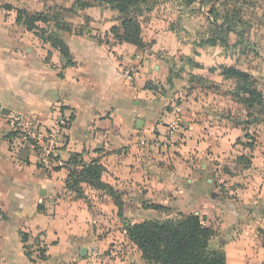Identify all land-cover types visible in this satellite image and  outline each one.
<instances>
[{"label": "crops", "instance_id": "obj_1", "mask_svg": "<svg viewBox=\"0 0 264 264\" xmlns=\"http://www.w3.org/2000/svg\"><path fill=\"white\" fill-rule=\"evenodd\" d=\"M94 24L108 44L87 34L55 31L68 46L73 65H65L56 49L25 28L15 38H1V107L31 115L43 127H51L58 115L68 119L58 158L62 164L76 153L85 162L98 158L104 168L101 180L122 196L126 191L133 196L131 222L144 220H136L143 209L135 207L144 198L172 208L171 214L194 213L216 232L213 244L224 251L225 264H264V140L243 143L246 128L264 125V119L249 123L246 115H208L207 109L179 117L165 108L167 102L156 99L151 85L152 74L166 70L163 51L174 55L180 48L187 54L168 24L158 22L145 34L141 22L147 44L142 50L111 36L109 29L119 26L118 20ZM2 136L0 264H80L85 260L81 247L87 255L93 242L110 240L108 233L94 241V229L86 224L104 213L105 202L106 211L118 217L108 195L88 186L92 196L85 192L86 200L75 198L64 188V167L44 168L34 146ZM233 156V164L243 163L241 156L249 159L241 167L247 176L229 165L221 168ZM213 174L230 186L231 197L218 191ZM96 192L104 204L98 203Z\"/></svg>", "mask_w": 264, "mask_h": 264}, {"label": "rangeland", "instance_id": "obj_2", "mask_svg": "<svg viewBox=\"0 0 264 264\" xmlns=\"http://www.w3.org/2000/svg\"><path fill=\"white\" fill-rule=\"evenodd\" d=\"M74 2L75 0H0V42H2L1 38L6 40L7 36L15 38L24 29L22 24L14 22L15 9H22L30 14L42 13L48 19L46 24L38 22L36 31L60 30L55 27L57 23L69 28V33L81 32L94 38H101L102 34L94 22H98V26H101L102 22L110 18L117 20V11L107 6L91 1L89 6L79 8L78 5L74 6ZM141 7L140 19L145 34L148 33L147 27H150V31L154 29L153 25H158V22L161 27H166L168 24L167 26L184 44L187 52V54L178 52L180 48L174 55L163 51L161 60L165 62L166 70L152 74L151 85L155 86L153 94L156 99L168 103L165 108L175 111L179 117L187 115L190 118L189 115L196 114H194L196 109L199 111L198 114L207 109L208 115H262L264 118V102L261 106L249 110L247 114L236 97L230 95V98H227L228 93L235 89L236 80L220 75L224 66L245 70L252 75L257 89L264 97V0H147L141 4ZM213 22L223 23L222 29L230 27V32L222 30L216 32ZM61 31L63 32L64 29ZM29 32L34 33V31ZM214 33H217L218 39L226 41L227 45L206 44V39ZM1 54L3 53L0 52V57ZM178 76L180 78H176ZM167 77L174 78L171 84L166 81ZM170 86L171 88H168ZM228 99L230 101H227ZM7 119L6 116L0 117V137L13 136L20 144H31L9 130ZM166 127L169 133L173 131V127L169 124ZM243 138L245 139L243 143L251 141L252 144L254 141L259 142L261 138L264 140L263 123L251 124L246 128V135ZM248 155L247 152L246 156ZM236 157L229 158L230 163H222L221 168L229 165L235 172L246 174L247 172L241 170L244 163H231L236 161ZM212 178L218 191L224 197H231L230 186L219 182L220 179L215 174ZM84 188L87 196L93 195L94 192L89 191L87 185H84ZM201 188L207 190L205 186ZM96 195L98 203L104 204L105 199L100 192H96ZM132 198L133 196L128 195L127 191L126 195L122 196L123 215L129 221L134 220L128 215L133 211L130 204ZM135 205L143 209L136 220L164 218L165 214L177 217L176 213H169L172 208H169L168 213L149 208L150 200L146 198L143 204L139 201ZM89 206L91 209V204ZM106 207L105 202L104 213L98 216L97 220L87 219L86 224L94 229V241L108 233L110 240L93 242L89 245L88 254L80 264H147L141 259L136 247L129 240L124 239L120 231L123 228L122 219L115 217L113 212L106 211ZM215 242L218 243L219 239ZM75 254L81 258L77 249ZM71 264L78 263L71 262Z\"/></svg>", "mask_w": 264, "mask_h": 264}, {"label": "trees", "instance_id": "obj_3", "mask_svg": "<svg viewBox=\"0 0 264 264\" xmlns=\"http://www.w3.org/2000/svg\"><path fill=\"white\" fill-rule=\"evenodd\" d=\"M114 9L118 13L117 20L119 26L113 25L109 32L118 42L128 43L142 50L146 43L142 39L141 27V4L147 0H75L74 6L85 8L92 2ZM11 8V7H7ZM15 22L22 24L27 31H34V35L43 43H48L56 49L65 61V65H73L71 54L66 43L56 34L55 30L36 31L38 22L46 24L48 19L42 13L30 14L22 9H15ZM217 31L230 32V27L222 29L223 23H212ZM56 28L64 29L70 32L69 28L55 24ZM77 34H81L77 33ZM99 42L108 44L106 38L97 39ZM225 42V43H224ZM210 46L217 44L225 46L226 41L218 39L217 33L208 37L205 41ZM48 54L45 62H49ZM220 75L224 78H234L236 87L228 93L237 98L238 103L244 106L246 113L252 108L259 107L264 102L263 93L257 89L256 81L252 75L245 71L237 69L234 66H224ZM172 78L167 81L171 84ZM249 123L261 122L262 115H246ZM1 117V115H0ZM3 117V116H2ZM82 154H72L68 161L62 165H57L55 169L64 167L67 175L64 180V188L72 192L75 198L85 199L84 185L97 191H102L108 195L117 209V216L122 219L123 230L128 240L136 247L140 253L141 259L147 264H225V254L221 248L213 244V238L216 232L213 228L203 223V218L194 213L176 214L177 217L164 216V218H149L138 222H131L125 219L123 215L122 193L111 185L101 180V174L104 170L100 160L93 158L89 162L82 160ZM244 166L249 165V159L241 156ZM149 208L158 211L169 212V208L150 203ZM165 212V213H166ZM23 241H26V235L20 233ZM40 250V249H39ZM28 254V253H27ZM29 255V254H28ZM39 257L45 259L40 250Z\"/></svg>", "mask_w": 264, "mask_h": 264}, {"label": "built area", "instance_id": "obj_4", "mask_svg": "<svg viewBox=\"0 0 264 264\" xmlns=\"http://www.w3.org/2000/svg\"><path fill=\"white\" fill-rule=\"evenodd\" d=\"M6 117L9 130L29 141L36 148L39 163L44 168L49 169L50 166L53 167L52 164H62L58 158L57 147L62 140L68 119L63 115H58L51 127H43L31 115L9 113Z\"/></svg>", "mask_w": 264, "mask_h": 264}, {"label": "water", "instance_id": "obj_5", "mask_svg": "<svg viewBox=\"0 0 264 264\" xmlns=\"http://www.w3.org/2000/svg\"><path fill=\"white\" fill-rule=\"evenodd\" d=\"M0 113L3 116H7L10 113V111L7 108H5V107H1V105H0ZM85 254H86V249L84 247H81L80 248V256L84 257Z\"/></svg>", "mask_w": 264, "mask_h": 264}]
</instances>
